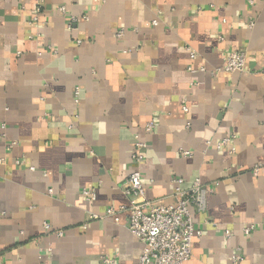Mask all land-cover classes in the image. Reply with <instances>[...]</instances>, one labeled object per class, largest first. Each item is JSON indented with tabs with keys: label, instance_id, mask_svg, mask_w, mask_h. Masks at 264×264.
<instances>
[{
	"label": "crops",
	"instance_id": "obj_1",
	"mask_svg": "<svg viewBox=\"0 0 264 264\" xmlns=\"http://www.w3.org/2000/svg\"><path fill=\"white\" fill-rule=\"evenodd\" d=\"M36 6L0 0V264H138L127 214L92 218L129 203L136 134L148 197L172 203L176 176L215 186L184 264H264V0H43L35 21ZM240 48L245 71L211 73ZM230 135L234 152L207 145Z\"/></svg>",
	"mask_w": 264,
	"mask_h": 264
},
{
	"label": "built area",
	"instance_id": "obj_2",
	"mask_svg": "<svg viewBox=\"0 0 264 264\" xmlns=\"http://www.w3.org/2000/svg\"><path fill=\"white\" fill-rule=\"evenodd\" d=\"M43 0H36V15L34 20H38V14L41 9ZM59 10L63 13L67 12V7L62 5ZM88 19V15L83 16ZM79 17L70 16L68 25L78 21ZM157 24V20H153ZM253 23L251 24V26ZM124 29L118 31V36L124 34ZM191 55L195 56V52L190 49ZM21 53V52H18ZM248 54L244 48L227 52L224 57V63L221 67L211 71L213 74L218 73H234L242 72L247 67ZM195 71L193 67L189 68ZM201 70L206 71L203 67ZM80 93L76 89V96ZM183 109L185 112L189 110L187 99L183 100ZM155 122L149 121L146 124L145 131L151 133L155 129ZM5 128V125H3ZM5 135V134H4ZM235 135L226 136L220 140H208L207 145L220 150L229 147L231 152L236 150L234 146ZM16 142L10 143L8 149H12ZM148 143L141 135L136 134L132 142V170L125 181L124 192L130 198L127 205L110 206L103 215L92 214V218H109L119 221L121 213L127 214V225L131 232L141 241L143 248L140 254L138 264H184L193 255V242L195 238H199L203 234V230L196 225L192 207L198 211H205L207 207V198L214 193L215 186L205 185L201 178H196L190 188H184L185 178L176 176L173 178L175 184V192L173 194L174 201L166 203L160 198H150L147 196V187L144 181L142 164L146 159ZM185 156L192 157V150L181 149ZM0 161H3L1 158ZM17 164H21V160H17ZM263 164L258 163L253 168V173L259 175ZM33 168V167H32ZM52 192V190H50ZM82 196L87 200H95L97 197V188H84ZM208 221V218L206 219ZM86 227V226H85ZM51 224L45 223V230L50 231ZM255 229L253 225L245 227L246 234H251ZM58 236L64 235V230H56ZM226 235L231 236V230H226ZM51 248L48 249L51 252ZM105 262L113 264L114 260L105 259Z\"/></svg>",
	"mask_w": 264,
	"mask_h": 264
}]
</instances>
